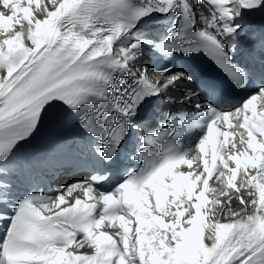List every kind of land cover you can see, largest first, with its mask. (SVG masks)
<instances>
[{
  "label": "snow or ice",
  "instance_id": "obj_1",
  "mask_svg": "<svg viewBox=\"0 0 264 264\" xmlns=\"http://www.w3.org/2000/svg\"><path fill=\"white\" fill-rule=\"evenodd\" d=\"M41 133L90 178L22 189ZM0 264H264V0H0Z\"/></svg>",
  "mask_w": 264,
  "mask_h": 264
},
{
  "label": "bare ground",
  "instance_id": "obj_2",
  "mask_svg": "<svg viewBox=\"0 0 264 264\" xmlns=\"http://www.w3.org/2000/svg\"><path fill=\"white\" fill-rule=\"evenodd\" d=\"M179 91H183V89L179 90ZM64 154H71L69 152H63ZM73 153V152H72ZM50 164L53 166V167H57L60 165V161H57L55 157L51 158L50 160ZM68 183H66L67 185ZM214 187L216 186V183H213ZM233 207H237V205H233Z\"/></svg>",
  "mask_w": 264,
  "mask_h": 264
}]
</instances>
